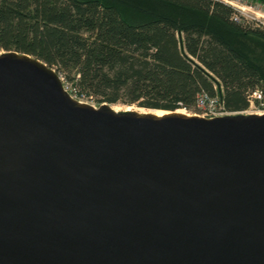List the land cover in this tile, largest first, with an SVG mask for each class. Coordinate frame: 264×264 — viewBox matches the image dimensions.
I'll return each instance as SVG.
<instances>
[{"label": "water", "instance_id": "1", "mask_svg": "<svg viewBox=\"0 0 264 264\" xmlns=\"http://www.w3.org/2000/svg\"><path fill=\"white\" fill-rule=\"evenodd\" d=\"M0 264H264V115L94 107L0 52Z\"/></svg>", "mask_w": 264, "mask_h": 264}, {"label": "trees", "instance_id": "2", "mask_svg": "<svg viewBox=\"0 0 264 264\" xmlns=\"http://www.w3.org/2000/svg\"><path fill=\"white\" fill-rule=\"evenodd\" d=\"M264 7V0H249ZM216 0H0V51L52 66L78 100L229 113L264 81V29Z\"/></svg>", "mask_w": 264, "mask_h": 264}, {"label": "built area", "instance_id": "3", "mask_svg": "<svg viewBox=\"0 0 264 264\" xmlns=\"http://www.w3.org/2000/svg\"><path fill=\"white\" fill-rule=\"evenodd\" d=\"M220 1L226 5L231 6L235 11L236 15L233 16V20L235 22H241L242 20H246L245 16V8L240 6V1L238 0H216ZM258 15L260 17L256 18L257 22H255L256 26L262 28L264 27V12L259 11ZM65 90L73 95V90L69 85H67L63 79L61 78ZM222 89L217 90L215 88V93L213 95L205 92L200 91L195 98L194 109L190 110L192 112L191 116H199L201 118H214L229 115L232 113L227 112L225 109V103L221 97ZM77 99V98H76ZM247 109L241 113L244 114H255V115H264V81H261L253 90L249 91L247 96ZM81 101V100H79Z\"/></svg>", "mask_w": 264, "mask_h": 264}, {"label": "rangeland", "instance_id": "4", "mask_svg": "<svg viewBox=\"0 0 264 264\" xmlns=\"http://www.w3.org/2000/svg\"><path fill=\"white\" fill-rule=\"evenodd\" d=\"M240 1V6L245 8V16L247 18V21L249 22H257L256 18H259V15H258V12L259 11H262L264 12V7L259 5V4H256V3H252L251 1L249 0H238ZM261 20V19H260ZM262 29H264V27H262ZM2 52V51H0ZM82 102H85V103H88L94 107H98L99 105L95 102V101H91V100H86V99H81ZM111 107L113 109H117L118 111H124L126 109H130V110H137L139 112H147V111H152V110H146V109H142V108H138L136 106H126V105H122V104H116V105H111ZM182 111H184L186 114L188 115H192L190 111L188 110H185V109H180ZM156 111H159V110H155ZM162 112H165V111H162Z\"/></svg>", "mask_w": 264, "mask_h": 264}, {"label": "bare ground", "instance_id": "5", "mask_svg": "<svg viewBox=\"0 0 264 264\" xmlns=\"http://www.w3.org/2000/svg\"><path fill=\"white\" fill-rule=\"evenodd\" d=\"M115 111H118L117 109H114ZM126 110H128V109H126ZM130 110V109H129ZM148 112V111H147ZM179 113H183V114H186L184 111H182V110H179L178 111ZM166 112H162V111H156L155 112V114H157V115H162V114H165Z\"/></svg>", "mask_w": 264, "mask_h": 264}]
</instances>
